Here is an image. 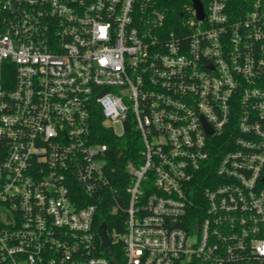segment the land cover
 <instances>
[{
  "label": "built area",
  "instance_id": "built-area-1",
  "mask_svg": "<svg viewBox=\"0 0 264 264\" xmlns=\"http://www.w3.org/2000/svg\"><path fill=\"white\" fill-rule=\"evenodd\" d=\"M199 1L0 0V264H264V0Z\"/></svg>",
  "mask_w": 264,
  "mask_h": 264
},
{
  "label": "trees",
  "instance_id": "trees-1",
  "mask_svg": "<svg viewBox=\"0 0 264 264\" xmlns=\"http://www.w3.org/2000/svg\"><path fill=\"white\" fill-rule=\"evenodd\" d=\"M190 0H164L163 5L169 8H179L184 3H188ZM92 132L95 134V139L98 142H105L108 145L106 165L109 170V176L113 179V176L117 173L124 174V161L131 157V145L129 141L136 140L138 138L137 132L127 129L121 137L113 135L111 131L104 127L100 120L96 121L93 125ZM115 215L110 213L108 206H100L97 213V221L95 226L99 227L102 223L106 225V229L109 233L113 229L121 230L122 224L115 223Z\"/></svg>",
  "mask_w": 264,
  "mask_h": 264
},
{
  "label": "water",
  "instance_id": "water-1",
  "mask_svg": "<svg viewBox=\"0 0 264 264\" xmlns=\"http://www.w3.org/2000/svg\"><path fill=\"white\" fill-rule=\"evenodd\" d=\"M193 6L196 9V13H197V17L202 18L203 17V10H202V6L199 0H192ZM99 233L102 239V244L104 246H109L110 245V238L107 235V231H106V225L104 223H102L99 227ZM107 253L110 254L111 253V248L108 247L107 248Z\"/></svg>",
  "mask_w": 264,
  "mask_h": 264
},
{
  "label": "rangeland",
  "instance_id": "rangeland-1",
  "mask_svg": "<svg viewBox=\"0 0 264 264\" xmlns=\"http://www.w3.org/2000/svg\"><path fill=\"white\" fill-rule=\"evenodd\" d=\"M118 130H120L119 126H117Z\"/></svg>",
  "mask_w": 264,
  "mask_h": 264
}]
</instances>
